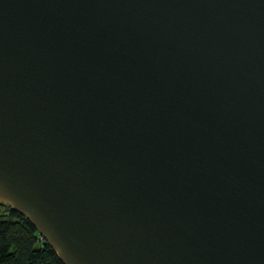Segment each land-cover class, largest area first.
Returning <instances> with one entry per match:
<instances>
[{"label": "water", "instance_id": "water-1", "mask_svg": "<svg viewBox=\"0 0 264 264\" xmlns=\"http://www.w3.org/2000/svg\"><path fill=\"white\" fill-rule=\"evenodd\" d=\"M0 205L63 264H264V0H0Z\"/></svg>", "mask_w": 264, "mask_h": 264}, {"label": "trees", "instance_id": "trees-1", "mask_svg": "<svg viewBox=\"0 0 264 264\" xmlns=\"http://www.w3.org/2000/svg\"><path fill=\"white\" fill-rule=\"evenodd\" d=\"M0 208V264H63L27 218Z\"/></svg>", "mask_w": 264, "mask_h": 264}, {"label": "rangeland", "instance_id": "rangeland-1", "mask_svg": "<svg viewBox=\"0 0 264 264\" xmlns=\"http://www.w3.org/2000/svg\"><path fill=\"white\" fill-rule=\"evenodd\" d=\"M0 215H6V208H0Z\"/></svg>", "mask_w": 264, "mask_h": 264}]
</instances>
